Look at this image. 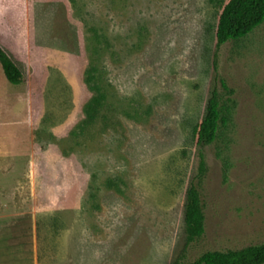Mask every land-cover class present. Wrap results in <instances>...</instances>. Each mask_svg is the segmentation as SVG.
I'll return each mask as SVG.
<instances>
[{
    "label": "rangeland",
    "instance_id": "obj_1",
    "mask_svg": "<svg viewBox=\"0 0 264 264\" xmlns=\"http://www.w3.org/2000/svg\"><path fill=\"white\" fill-rule=\"evenodd\" d=\"M225 1L0 0L24 73L0 65V264H170L201 153L187 260L264 242V22L219 46ZM93 73L109 118L84 125ZM214 90L227 123L201 147Z\"/></svg>",
    "mask_w": 264,
    "mask_h": 264
},
{
    "label": "trees",
    "instance_id": "obj_2",
    "mask_svg": "<svg viewBox=\"0 0 264 264\" xmlns=\"http://www.w3.org/2000/svg\"><path fill=\"white\" fill-rule=\"evenodd\" d=\"M264 22V0H226L218 13L216 26L217 44L220 46L231 40H238ZM0 65L7 81L19 85L24 73L16 61L0 45ZM96 71V69L94 68ZM90 80L95 91L94 97L85 107L84 125L92 124L99 118L107 123L110 112L106 106L107 94L97 84L93 73ZM227 123L223 114L221 97L214 90L208 100L206 114L193 129V142L201 147L212 144L218 137L220 126ZM198 181L189 187L185 205V243L178 257L170 264H264V242L249 244L242 248L206 251L195 259L187 260L188 247L198 240L206 230V215L201 191V177L205 174L206 164L201 153Z\"/></svg>",
    "mask_w": 264,
    "mask_h": 264
},
{
    "label": "crops",
    "instance_id": "obj_3",
    "mask_svg": "<svg viewBox=\"0 0 264 264\" xmlns=\"http://www.w3.org/2000/svg\"><path fill=\"white\" fill-rule=\"evenodd\" d=\"M7 246H9V248L7 249ZM10 243L8 242V243H6V250H7V253H9L10 251H9V249H10ZM13 247L11 246V251H13L14 250V252H15V249H12Z\"/></svg>",
    "mask_w": 264,
    "mask_h": 264
}]
</instances>
